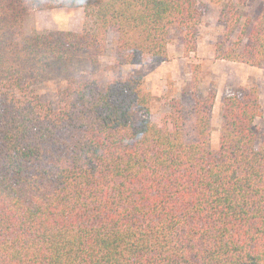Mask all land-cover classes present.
Here are the masks:
<instances>
[{
    "label": "trees",
    "instance_id": "16d2710c",
    "mask_svg": "<svg viewBox=\"0 0 264 264\" xmlns=\"http://www.w3.org/2000/svg\"><path fill=\"white\" fill-rule=\"evenodd\" d=\"M57 8L83 9L84 31L28 33L31 9ZM201 21L198 0H0V264H264L257 88L225 95L217 149L215 89L191 143L183 102L155 123L141 76L70 74L56 103L39 91L80 52L96 63L110 33L120 67L166 62L174 32L194 53ZM242 22L218 57L264 68V19L230 43Z\"/></svg>",
    "mask_w": 264,
    "mask_h": 264
},
{
    "label": "rangeland",
    "instance_id": "374dc122",
    "mask_svg": "<svg viewBox=\"0 0 264 264\" xmlns=\"http://www.w3.org/2000/svg\"><path fill=\"white\" fill-rule=\"evenodd\" d=\"M198 3L202 21L196 52L187 55L184 52L183 34L174 32L166 62L146 61L142 64L120 67L115 62V35L110 33L107 51L96 63L89 61L87 53L80 52L69 63L62 65L61 73L48 75L39 86V91L44 99L56 103L58 88L65 85V80L70 74L97 77L104 84L118 77L141 76L145 88L154 100L151 117L155 123L162 124L163 116L169 112L168 104L171 100L183 102L185 140L191 143L196 139L193 116L196 98L204 97L210 89H215L217 97L212 113L211 146L217 149L225 95L228 92L255 87L260 96L262 112L254 123V131L260 145L264 133V68L222 60L218 57L217 50L220 45L228 48V31L236 14L242 17L243 22L233 33L230 43L236 41L247 19H264V0H198ZM85 21V12L81 8L31 9L26 15L25 27L28 33L34 31L81 33L86 28Z\"/></svg>",
    "mask_w": 264,
    "mask_h": 264
}]
</instances>
